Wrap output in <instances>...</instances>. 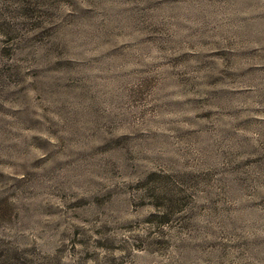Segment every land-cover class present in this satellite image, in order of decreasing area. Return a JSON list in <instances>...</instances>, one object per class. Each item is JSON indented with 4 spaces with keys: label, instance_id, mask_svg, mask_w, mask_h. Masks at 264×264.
<instances>
[{
    "label": "rangeland",
    "instance_id": "rangeland-1",
    "mask_svg": "<svg viewBox=\"0 0 264 264\" xmlns=\"http://www.w3.org/2000/svg\"><path fill=\"white\" fill-rule=\"evenodd\" d=\"M0 264H264V0H0Z\"/></svg>",
    "mask_w": 264,
    "mask_h": 264
}]
</instances>
